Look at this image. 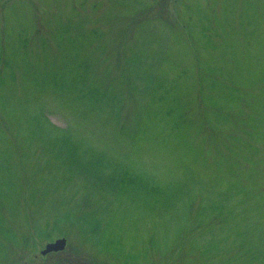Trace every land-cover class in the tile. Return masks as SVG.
Here are the masks:
<instances>
[{
	"label": "rangeland",
	"instance_id": "rangeland-1",
	"mask_svg": "<svg viewBox=\"0 0 264 264\" xmlns=\"http://www.w3.org/2000/svg\"><path fill=\"white\" fill-rule=\"evenodd\" d=\"M66 135L147 197L93 189ZM55 262L264 264V0H0V264Z\"/></svg>",
	"mask_w": 264,
	"mask_h": 264
},
{
	"label": "trees",
	"instance_id": "trees-1",
	"mask_svg": "<svg viewBox=\"0 0 264 264\" xmlns=\"http://www.w3.org/2000/svg\"><path fill=\"white\" fill-rule=\"evenodd\" d=\"M72 64V63H70ZM87 64L80 63V65L76 68L74 72L62 70L59 72V78L60 82L62 84V88L69 89L71 87L72 82H77L75 85L78 86L81 84L80 76L84 73V78L86 76H90V71L87 69ZM84 69V71L82 70ZM72 72V73H69ZM64 73H67V75L63 76ZM78 78V81L75 80V78ZM75 87H71L72 90ZM83 87L86 89V96H91L92 99L90 100V103L92 105H97L101 102V96L104 95V90L100 86V84H89V83H83ZM117 105L120 104V102L116 103ZM109 105H115L114 102L110 103ZM68 136H62L54 141H56L55 149L57 156L66 155L67 161L71 166H74L78 171L85 172L87 176L93 179V184H91V187L93 189L98 190L102 193H110V195H116L120 201L122 196H126L129 199L130 198H140V195H142V189L145 190V193H143L144 197H147L146 192L148 191V183H147V176L145 177V183L143 184L141 182V177L138 174V172H128L127 167L116 162H112L110 160L103 161L105 164V168L107 172L103 173H97V171H93L91 167L93 165L90 164V162H87L94 157H98L96 155L90 156L87 160H82L79 158L77 154L76 147L72 146L68 141ZM83 161V162H79ZM91 179V180H92ZM104 180V181H103ZM114 191V192H112ZM115 192L123 193L122 195H119ZM164 198L169 197V194L163 195ZM61 221L57 218L52 220L51 227L58 228ZM98 232V231H97ZM76 251H81L79 248L76 249ZM59 264V263H57Z\"/></svg>",
	"mask_w": 264,
	"mask_h": 264
},
{
	"label": "water",
	"instance_id": "water-1",
	"mask_svg": "<svg viewBox=\"0 0 264 264\" xmlns=\"http://www.w3.org/2000/svg\"><path fill=\"white\" fill-rule=\"evenodd\" d=\"M65 244H66V240L64 238H59L55 240L54 242L47 243L45 246V249L42 250V254L50 250H61L64 248Z\"/></svg>",
	"mask_w": 264,
	"mask_h": 264
},
{
	"label": "flooded vegetation",
	"instance_id": "flooded-vegetation-1",
	"mask_svg": "<svg viewBox=\"0 0 264 264\" xmlns=\"http://www.w3.org/2000/svg\"><path fill=\"white\" fill-rule=\"evenodd\" d=\"M69 261H71V262H72L73 260H71V258H70V260H69Z\"/></svg>",
	"mask_w": 264,
	"mask_h": 264
}]
</instances>
